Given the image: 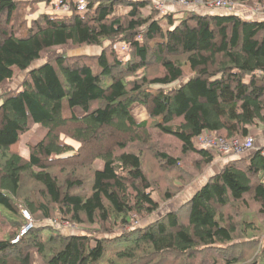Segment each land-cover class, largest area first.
<instances>
[{
	"label": "trees",
	"instance_id": "1",
	"mask_svg": "<svg viewBox=\"0 0 264 264\" xmlns=\"http://www.w3.org/2000/svg\"><path fill=\"white\" fill-rule=\"evenodd\" d=\"M85 1L84 13L72 4L71 14L29 18L34 0H0V264H264L261 149L226 161L175 211L135 226L215 161L196 145L201 134H264V19L196 8L158 17L153 0ZM84 46L100 51L60 52ZM15 71L23 79L6 88ZM134 106L146 120H135ZM34 125L44 135L25 158L16 146ZM23 211L33 227L12 243ZM57 218L77 233L44 224Z\"/></svg>",
	"mask_w": 264,
	"mask_h": 264
},
{
	"label": "rangeland",
	"instance_id": "2",
	"mask_svg": "<svg viewBox=\"0 0 264 264\" xmlns=\"http://www.w3.org/2000/svg\"><path fill=\"white\" fill-rule=\"evenodd\" d=\"M22 1H29V0H22ZM256 0H252V2H255ZM51 0H34V3H33V9L32 11L30 12L31 13V16L29 18H35L37 17L38 14L40 13H44V12H50V4ZM227 2H230L231 4H233L234 6H236V4H238V2H233L232 0H227ZM264 3H255V6L252 7V6H244L242 7V9H245V11H242V10H239L241 13H245L247 12L248 10H251L252 8H255L256 6L258 5H262ZM176 6L180 7L178 8V12L181 10L184 11H187L186 9L182 8L181 6H179V4H176ZM242 6V5H241ZM148 8H150V6H148ZM152 8V6H151ZM199 9H202V8H199ZM146 10V11H145ZM143 10V15L146 16V12L148 11L147 9ZM166 10L169 11V8H166ZM175 10V9H174ZM157 13H158V17H162L164 16L163 14H160V12L158 10H156ZM50 14V13H49ZM120 44V43H119ZM105 46H107V43L104 44ZM116 47V49H115ZM114 50L115 51H118L119 52V57L121 58L122 56H124L123 58H129L130 57V54H128V48L124 45H115L114 46ZM100 51V48H97V47H81V48H78V49H75V50H70V49H65V50H61L60 52H64L65 55H68V56H76V55H85V56H92V55H98ZM128 54V55H127ZM121 55V56H120ZM43 63V60L41 61H38L36 62L33 67H36V66H39ZM14 79L12 82L8 83L5 87L6 88H9V89H16V87L18 86V83L23 79V76H24V73H21V72H18V71H15L14 72ZM180 84L179 83H176V84H173V85H170V86H167V87H164L166 89H169V88H173V87H177L179 86ZM159 87L158 86H151L149 88L150 91L152 92H156L157 89ZM1 102V100H0ZM73 113L75 115H81V111L80 109L76 108V109H73ZM70 115V111L69 109L67 108H64L63 110V116L64 117H68ZM132 115L133 117L135 118V120L137 122H141V121H144L147 119V113L146 111L141 107V106H134L133 109H132ZM264 128V127H263ZM261 128H253V130L251 131V134L250 136L254 139L255 141V145L256 147L258 148H262L261 146H264L263 145H260L261 142H258V139L262 138V136H264V134L261 132L260 130ZM44 135V131L37 125H34L31 127V129L29 131H27L25 134H23L20 138V141L18 143V145L16 146V150L17 152L27 158L28 156V148L27 146L29 144H34L36 143L42 136ZM65 142L68 143L69 145H72L73 147H76L77 146V143L73 140H70V139H65ZM260 145V146H259ZM253 152V151H251ZM251 152H248L247 154H244L242 157L250 154ZM226 155H223V154H220L217 152V155L215 156V161L209 165L208 167L205 168V171L203 172V174L201 175H196L194 173V180H192L191 184L189 186H187L186 188H184V190L181 192V194H179L174 200L172 201H169L167 203H163L161 204V208L158 212L157 215L153 216L149 221H142V222H136L135 223V226L136 227H144L146 226L150 221L154 220V219H157L158 217L162 216L164 213L166 212H170V211H175L176 209H178L179 207L183 206V204L188 201L189 199H191V197L197 192L200 190L201 187H203L205 185V181L207 179V177H209L212 173H216L215 171L221 166L223 162H224V159L225 158H229L230 160H234V159H231V158H234V156H228V157H225ZM241 156H238L237 159H240L242 158ZM236 159V158H235ZM229 161V160H228ZM102 167V163L100 161H96L94 164H93V168L94 169H100ZM189 170V169H188ZM192 172V171H191ZM154 198H156V200H159V198L157 197L156 194L153 195ZM187 212V209L184 208L182 211H181V216L182 218H184L185 216V213ZM58 220V218L56 219ZM0 221H3L4 223H6V220L0 215ZM2 222V223H3ZM44 224H46L44 222ZM59 231L63 234H76V229L73 230L72 232H69V231H63V229L61 227L58 228ZM79 233V231H78ZM3 234H4V230L1 228V225H0V239L3 237Z\"/></svg>",
	"mask_w": 264,
	"mask_h": 264
},
{
	"label": "built area",
	"instance_id": "3",
	"mask_svg": "<svg viewBox=\"0 0 264 264\" xmlns=\"http://www.w3.org/2000/svg\"><path fill=\"white\" fill-rule=\"evenodd\" d=\"M166 2L173 3V4H179L182 8L186 10H190L193 8L199 9H205L206 11H213V10H222L227 13H241L239 10L245 11V9H242V7L239 4H236L234 6L230 2H227V0H212L206 3H202L201 1H196L193 3H188L186 0H153V9L158 10L160 14L165 15V13L168 12L166 10ZM72 4L74 6V9L78 13H84L86 10L87 4L85 0H73ZM72 4L69 2H62L61 0H54L52 1L50 6V14H71L73 11ZM251 14L252 18H263L264 19V4L258 5L255 8H252L251 10H248ZM138 41H142L141 35H138L136 38ZM254 139L251 136H248L245 139H235L232 141H224L218 137H216L214 132L206 131L203 134H201L198 137L197 140V146L201 148H206L209 150H212L217 155V152L223 155L228 156H242L244 154H247L250 151H253L255 149ZM261 154L264 156V148L261 150ZM22 216L25 220L24 225L22 226V229L20 230L19 235L12 241V243H16L20 237H22L28 230H30L33 227V220L28 214L27 211L22 212ZM46 224L54 226L56 228H64L68 230H75L76 227L68 224L67 222L60 221V220H49L46 222Z\"/></svg>",
	"mask_w": 264,
	"mask_h": 264
},
{
	"label": "crops",
	"instance_id": "4",
	"mask_svg": "<svg viewBox=\"0 0 264 264\" xmlns=\"http://www.w3.org/2000/svg\"><path fill=\"white\" fill-rule=\"evenodd\" d=\"M53 1V0H52ZM54 2V1H53ZM167 4H166V8H169V12L170 13H173L174 14V17L175 18H181V16H182V13H183V10L181 11H179L178 12V8H180V7H178V6H176V4H173V3H169V2H166ZM175 9V10H174ZM181 9V8H180ZM217 11H219V12H221V10H217ZM242 14H244L246 17H251V14L249 13V12H245V13H242ZM258 142H261L260 143V145H263L264 144V136H262V138H260V139H258ZM257 145V144H256ZM259 145V146H260ZM258 146V145H257ZM261 147H264V146H261ZM234 158H237V157H234ZM234 158H231V159H234ZM228 160H230L229 158H225L224 159V162L221 164V165H219V166H222L224 163H226V161H228ZM219 170V168L215 171V172H217ZM213 174V173H212ZM211 174V175H212ZM210 177V176H209ZM209 177H207V179H206V181H205V183L207 182V180H208V178ZM63 229V231H69L68 229H64V228H62Z\"/></svg>",
	"mask_w": 264,
	"mask_h": 264
}]
</instances>
